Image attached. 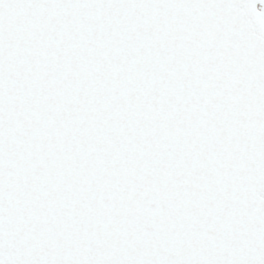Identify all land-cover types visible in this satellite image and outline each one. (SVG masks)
Segmentation results:
<instances>
[{"label":"snow or ice","instance_id":"1","mask_svg":"<svg viewBox=\"0 0 264 264\" xmlns=\"http://www.w3.org/2000/svg\"><path fill=\"white\" fill-rule=\"evenodd\" d=\"M0 264H264V0H0Z\"/></svg>","mask_w":264,"mask_h":264}]
</instances>
